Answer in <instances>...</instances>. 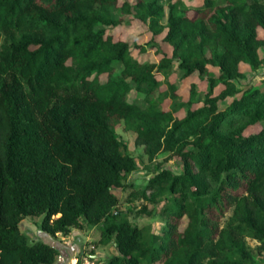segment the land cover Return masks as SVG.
<instances>
[{"label": "trees", "instance_id": "trees-1", "mask_svg": "<svg viewBox=\"0 0 264 264\" xmlns=\"http://www.w3.org/2000/svg\"><path fill=\"white\" fill-rule=\"evenodd\" d=\"M125 17L161 33L170 54L132 56L145 44L106 32ZM240 63L264 67V0H0V264L57 256L28 241L24 217L50 235L95 226L93 245L116 251L100 264H263L264 77L218 108ZM173 72L206 88L191 82L183 100L166 81ZM119 125L147 162L177 159L179 171L154 162L140 192L136 213L158 209V233L119 218L113 188L135 195L122 181L136 169ZM165 180L170 197L156 208Z\"/></svg>", "mask_w": 264, "mask_h": 264}, {"label": "rangeland", "instance_id": "rangeland-1", "mask_svg": "<svg viewBox=\"0 0 264 264\" xmlns=\"http://www.w3.org/2000/svg\"><path fill=\"white\" fill-rule=\"evenodd\" d=\"M189 7L198 6L201 4L202 0H183ZM190 9L189 11H191ZM123 24H119L112 29H108L106 32L110 33L114 39L129 40L134 39L138 43L145 44L144 51H138L135 47H130L132 56L137 59H157L162 54H170V45L164 43L161 39L162 34L153 35L146 28V26L138 20L125 17ZM259 35L262 32L258 31ZM147 42H153L149 45ZM211 71H216L215 68L208 66ZM120 67L117 66L113 70V73H119ZM239 70L243 73L242 77L233 80L235 87L237 88L236 93L233 95L226 96L223 100L218 101V108L223 109L226 105L230 103L232 98L238 97L242 91L247 90L252 86H261L263 84L262 79L264 77V67L250 68L246 63L239 64ZM106 74H100V80H104ZM157 78L162 81L159 85V90H165L166 83H173L176 85L175 92L180 95V97L185 100L188 97L189 85L191 82L196 84L198 91L204 90L206 88V81L200 78L196 73L190 74L189 76L178 78L176 73L173 72L168 75L167 82L164 81L161 75L157 74ZM220 85H216L214 88V93L217 92ZM167 90V89H166ZM136 97V100H140L141 96L136 95L133 90L127 93V99ZM161 107L165 108L168 105V98H164L161 101ZM182 110L178 114H182ZM257 126H253L252 129L255 130ZM118 136L125 142L126 150L133 156L136 169L132 171L128 177L122 181L129 182L130 189H135V195H128L127 189L122 185L113 188L114 194L119 199L118 210L121 211L119 218H126L133 223L140 225H148L151 231L156 233L161 231L160 215L157 210H154L151 214L136 213L137 209L140 208L146 201L144 196L140 194L146 179L151 176L154 172L152 164L156 161L162 159L166 153H160L157 155L153 162H147L145 155H143L140 146L136 145L133 141V132L124 130L122 126H117L115 128ZM176 158V157H175ZM171 157L167 160L162 161L165 163V167L179 171V166L174 163L175 159ZM178 162V161H177ZM162 166V165H161ZM166 180L162 181V191L156 192L155 202L159 208L162 203L169 199L170 194L166 188ZM149 194V190L145 191V196ZM130 210V211H129ZM39 218V217H38ZM20 229L25 233L29 242L34 240H41L49 243L57 248L58 254L51 264H100L103 262L107 256L113 254L115 248L108 242L105 244L98 243L93 245V241L97 237V231L95 226L84 227L82 229L71 228L66 234L57 232L55 235H50L41 229H39L34 219L29 217H24L20 220ZM248 243L254 246L256 242L254 240L248 239ZM264 264V262H263Z\"/></svg>", "mask_w": 264, "mask_h": 264}]
</instances>
